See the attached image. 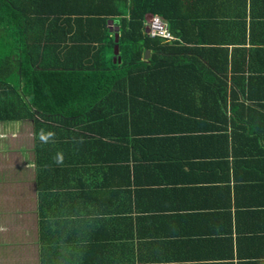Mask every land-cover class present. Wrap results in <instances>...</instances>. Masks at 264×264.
<instances>
[{
  "label": "crops",
  "instance_id": "1",
  "mask_svg": "<svg viewBox=\"0 0 264 264\" xmlns=\"http://www.w3.org/2000/svg\"><path fill=\"white\" fill-rule=\"evenodd\" d=\"M146 9L145 33L171 17L188 39L159 56L198 71L148 76L130 106L113 89L82 115L0 121V264H264V0H0V50L110 67Z\"/></svg>",
  "mask_w": 264,
  "mask_h": 264
},
{
  "label": "trees",
  "instance_id": "2",
  "mask_svg": "<svg viewBox=\"0 0 264 264\" xmlns=\"http://www.w3.org/2000/svg\"><path fill=\"white\" fill-rule=\"evenodd\" d=\"M147 12V9L142 13L133 11V16L123 27L119 41L122 62L110 67L61 63L15 65L13 57L20 51L12 49L10 55H5L0 50V121L36 120L37 116L48 120L52 117L67 118L75 113L82 115L93 109H101L113 89L122 92V99L130 106L136 98L132 92L140 88L139 82L149 87L153 85L154 79L149 80L148 76L156 79L164 77L165 80L161 82L156 80L157 84L172 86L178 84L174 78L180 74L197 72L198 67L194 64L159 56L158 52L170 49L180 51L173 47V43L186 44L188 39L178 31V28H182L171 17H163L162 20L169 24L177 41L149 38L144 32V15ZM147 50L154 51L149 63L144 60ZM185 50L188 49L183 47L181 53ZM125 93H129V97ZM248 99L257 102L254 101L257 99ZM154 100L165 106L168 103L167 99ZM231 107H235L233 102Z\"/></svg>",
  "mask_w": 264,
  "mask_h": 264
},
{
  "label": "built area",
  "instance_id": "3",
  "mask_svg": "<svg viewBox=\"0 0 264 264\" xmlns=\"http://www.w3.org/2000/svg\"><path fill=\"white\" fill-rule=\"evenodd\" d=\"M146 35L149 38H161L167 41H173L176 38L170 31L168 24L161 18L157 17L148 21Z\"/></svg>",
  "mask_w": 264,
  "mask_h": 264
},
{
  "label": "clouds",
  "instance_id": "4",
  "mask_svg": "<svg viewBox=\"0 0 264 264\" xmlns=\"http://www.w3.org/2000/svg\"><path fill=\"white\" fill-rule=\"evenodd\" d=\"M37 136L41 144H48L49 142H54L55 133L41 129L39 133L37 134ZM53 159L57 165H62L64 163L63 152H57ZM0 230H5V229H0Z\"/></svg>",
  "mask_w": 264,
  "mask_h": 264
},
{
  "label": "water",
  "instance_id": "5",
  "mask_svg": "<svg viewBox=\"0 0 264 264\" xmlns=\"http://www.w3.org/2000/svg\"><path fill=\"white\" fill-rule=\"evenodd\" d=\"M119 47H116L115 49V55H116V59L118 60L119 63L122 62V58L119 56ZM148 55H149V52H147V55L145 57V59H148Z\"/></svg>",
  "mask_w": 264,
  "mask_h": 264
}]
</instances>
